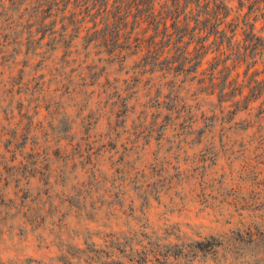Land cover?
<instances>
[{
  "label": "rangeland",
  "instance_id": "obj_1",
  "mask_svg": "<svg viewBox=\"0 0 264 264\" xmlns=\"http://www.w3.org/2000/svg\"><path fill=\"white\" fill-rule=\"evenodd\" d=\"M264 0H0V264H264Z\"/></svg>",
  "mask_w": 264,
  "mask_h": 264
},
{
  "label": "trees",
  "instance_id": "obj_2",
  "mask_svg": "<svg viewBox=\"0 0 264 264\" xmlns=\"http://www.w3.org/2000/svg\"><path fill=\"white\" fill-rule=\"evenodd\" d=\"M223 1V0H222ZM264 47V46H263Z\"/></svg>",
  "mask_w": 264,
  "mask_h": 264
}]
</instances>
